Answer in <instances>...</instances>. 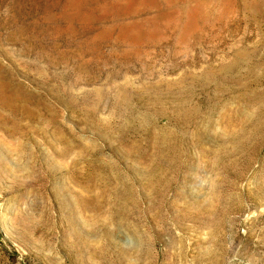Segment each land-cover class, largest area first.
<instances>
[{
  "label": "rangeland",
  "instance_id": "1",
  "mask_svg": "<svg viewBox=\"0 0 264 264\" xmlns=\"http://www.w3.org/2000/svg\"><path fill=\"white\" fill-rule=\"evenodd\" d=\"M247 1L207 22L175 0H0L23 108L0 118V264H264V0Z\"/></svg>",
  "mask_w": 264,
  "mask_h": 264
},
{
  "label": "bare ground",
  "instance_id": "2",
  "mask_svg": "<svg viewBox=\"0 0 264 264\" xmlns=\"http://www.w3.org/2000/svg\"><path fill=\"white\" fill-rule=\"evenodd\" d=\"M171 1V0H170ZM181 3V7H179L177 10L181 12V10H188L192 13V20L194 21H200V19H207L208 21H212L213 18H216L214 16L215 10L221 9V13H225L227 15L234 14L236 12V9L238 6H241L242 8H245L248 5L247 0H175V4ZM174 3V2H172ZM171 3V4H172ZM253 4V3H252ZM170 5V3H169ZM218 7V8H217ZM216 8V9H215ZM182 13V12H181ZM187 13V12H186ZM185 13V15H186ZM218 13H220L218 11ZM180 15V14H179ZM182 15V14H181ZM217 15V14H216ZM231 16V15H230ZM211 18V20H210ZM217 19V18H216ZM248 19V18H247ZM181 20V19H180ZM221 20V19H220ZM218 21V20H217ZM214 22V21H213ZM197 23V22H196ZM209 24V23H208ZM225 28H229L230 25L228 23L224 24ZM257 25V24H256ZM212 26V25H211ZM177 27V26H176ZM214 28V27H213ZM235 28L237 30L239 29L236 25ZM263 29V28H262ZM219 30V29H218ZM236 30V29H235ZM262 32V31H261ZM207 33V32H206ZM214 33V32H213ZM218 33V32H217ZM211 40V39H210ZM140 45V44H139ZM137 46V45H136ZM188 46V45H187ZM252 52V51H251ZM235 62V61H234ZM236 64V63H235ZM234 65V63H233ZM225 68V67H224ZM5 84L1 83L0 78V107L3 109H8L10 111V116H6L5 114H0L1 119H6L9 117H16L17 113L21 112V109L23 111L22 105L20 103H14L13 102V96L10 94H7L5 92ZM23 104V103H22ZM25 105V103H24ZM28 108V107H27ZM127 109V108H126ZM7 110V111H8ZM4 111V110H3ZM36 112V111H35ZM8 114V113H7ZM22 114V113H21ZM35 115V113L32 112V116ZM38 115V114H37ZM40 116V115H38ZM35 117V116H33ZM42 117V116H41ZM37 118V117H36ZM10 119V118H9ZM11 120V119H10ZM6 123V122H5ZM13 138V137H12ZM11 140V139H10ZM2 141V140H1ZM14 141V140H13ZM13 143V142H12ZM9 146V145H8ZM15 146V145H14ZM17 147V146H16ZM4 151V147L0 145V153ZM0 157V161H1Z\"/></svg>",
  "mask_w": 264,
  "mask_h": 264
}]
</instances>
